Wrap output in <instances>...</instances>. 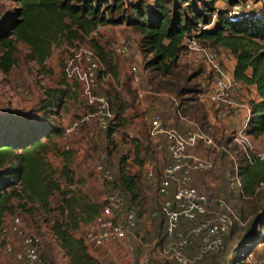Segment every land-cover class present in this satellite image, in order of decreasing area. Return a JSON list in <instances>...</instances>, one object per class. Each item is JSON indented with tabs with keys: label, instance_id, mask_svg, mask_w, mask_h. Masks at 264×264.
<instances>
[{
	"label": "trees",
	"instance_id": "obj_1",
	"mask_svg": "<svg viewBox=\"0 0 264 264\" xmlns=\"http://www.w3.org/2000/svg\"><path fill=\"white\" fill-rule=\"evenodd\" d=\"M10 1L17 8L0 31V70L3 73H8L16 64V42L25 44L29 59L43 66L52 45L65 38L69 44L86 40L113 74L104 45L98 38L86 39L93 28L108 19L101 11L100 0L95 3L92 0ZM216 1L133 0L130 14L125 12V19L120 17L119 22H125L138 35L135 44L144 57L143 69L162 76L172 74L176 68L179 55L185 51V37L194 36L206 48L229 50L236 60L234 77L241 84L254 85L257 91L258 98L249 101L250 118L246 129L248 136L256 137L264 134V0H258L262 2L259 10L251 9L238 16H231L229 11L240 0H227L228 8L215 6ZM122 6L123 1L115 0L106 9L112 11ZM47 94L46 99L41 100L38 116L31 113L0 114L2 131L18 127L23 134L14 138L0 137V223L4 213L13 211L11 200L16 198L22 209L28 207L29 211L45 213L50 232L70 256V264H100L88 253L83 239L75 232L81 223L94 219L102 205L81 202L71 191L75 178L67 163L56 170L47 160L52 146L42 137L61 133V127L55 124L51 115L55 114L54 108L59 107L65 91L48 89ZM105 95L113 114L105 131L111 136L125 122L128 101L121 98L112 84ZM139 144L135 145V156L139 154ZM64 156L67 161L71 153ZM238 173L242 194L247 199L255 198L257 188L264 182V160L256 158L255 154L250 158L246 156ZM138 181V175L128 169L127 156L121 155L115 184L125 193V200L129 198L133 204L139 198ZM55 196L56 207H53L52 198ZM255 220L264 226V211ZM248 236H255L254 228L249 229ZM259 237L263 239L264 235ZM240 262L248 264L244 263L243 257Z\"/></svg>",
	"mask_w": 264,
	"mask_h": 264
},
{
	"label": "rangeland",
	"instance_id": "obj_2",
	"mask_svg": "<svg viewBox=\"0 0 264 264\" xmlns=\"http://www.w3.org/2000/svg\"><path fill=\"white\" fill-rule=\"evenodd\" d=\"M132 1L127 0L124 3V7H117L112 11H108L106 15L108 19L102 24L103 28L98 37L99 42L113 47L118 41L122 40L130 43L131 47H133V44L138 39V35L125 22H119L120 17L124 18L126 13L130 14L129 7ZM145 1L149 2L150 0ZM244 1L240 0L239 3H243ZM251 1L250 9L259 10L262 7V2L258 0ZM215 6L219 8L229 7L227 0H217ZM16 8L17 5L14 2L0 0V31L4 29ZM86 39L90 38L87 36ZM82 42L87 44L86 40ZM15 44L17 47L15 66L8 73H3L0 70V114L12 113L23 115L31 113L37 116L40 115L41 112L38 111L40 103L41 100L46 99L48 89L65 91V94L61 96L59 107L54 108L55 114L51 115L52 120L61 129L74 119L92 111V106L89 104L88 98L83 94L80 83L76 80L67 79L64 74V68L70 56L69 47L71 45L65 38L60 39L52 45L51 53L43 66H38L33 60L29 59V49L25 44L21 42H16ZM1 53L2 48L0 47V55ZM143 60L135 58L130 63L136 65L140 75L146 72L147 77L143 80V95L140 97L136 92L130 93V100L127 102L128 107L125 112V122L123 125L118 126V129L111 136H107V132L102 131L95 121H91L80 127L77 133L68 137V149L63 148L60 133L57 135L52 134L50 137L43 136L42 139L43 141H49L52 146V153L47 155V160L56 170H60L65 163L69 167L75 165V170H78V173L75 174L77 178L74 184L76 185L73 184L71 191L74 192L81 202L88 203L86 199L88 198L98 205H102L100 213L104 210L105 197L108 194L107 192H109L106 191V187H102L106 185V182L101 178L100 174L99 176L95 175V171L81 174L86 169L82 165L87 159L97 162L100 156H104L114 170V162L111 161V156L117 157V164V162L119 163L120 156L126 155L129 171L137 174L139 177V198L135 204L128 198L126 205L134 206L139 216L146 215L147 220L148 211L150 214L151 211L159 207L158 171L167 160L165 151L163 149H156V143L149 137V126L152 116L160 114L164 123L165 115L161 110L151 109L156 107L162 108L167 112L165 113L166 115L178 119L176 112L177 104L182 102V105H187L191 103L192 99L196 101L198 99L197 89L201 91V89L206 87V82L211 79V74L210 70L205 72L206 67L203 60H199L196 66L180 60L172 74L168 76L145 71L143 69ZM200 70L204 76L199 73ZM108 73H110V70L101 63L99 74L104 79L100 80L98 91L103 94L111 88L110 79L106 77ZM244 89L245 92L250 94L248 88L244 87ZM186 110V113H183L181 109L180 112L186 117L187 121L199 123L204 131L213 137L217 145L225 146L232 154L229 155L223 150L203 144H199L196 147V155L212 160L217 164V168L214 171H203L194 174V178H197V181H202L203 187L199 189L216 197L224 198L231 209L238 213L245 221L244 227L233 229L226 235L225 243L218 252L199 255L194 243L188 247L187 255L195 257V264H239L242 263L240 262L241 257L244 258V263H247L251 256L264 255V238L259 237V235H264V226L259 225L258 221L255 220L257 215L264 211V182L257 188L258 193L256 197L247 199L238 187H234L231 182L234 167L237 165L239 169L243 159L246 157L241 145L233 140L235 130H230L227 137H224V134H218L219 132L217 131H214V134L210 126H207L204 122V119L200 118V114L197 115L194 110H190L189 108H186ZM186 120L181 121L186 123ZM171 128L178 127L174 126ZM26 134L29 135L30 133ZM22 135V131L18 127H10L6 131H2L0 127L1 138L21 137ZM246 138L250 143V155L256 153L264 154V134L256 137L246 135ZM135 143H141L138 146V156L134 154ZM157 143L162 142L158 141ZM67 153H71V156L65 161L64 154ZM150 171L154 173V177L151 179L147 178V174ZM152 180L157 181L155 182L157 184L153 187L154 182ZM114 187L121 190L117 184ZM101 196L104 198H101ZM56 198V196L52 198L53 207H56ZM146 200L149 201V205H145ZM11 206L13 207V211L4 213L0 223V264H23L17 261L12 253L5 250L6 244L14 247L17 245V235L11 231L12 221L15 216L20 218V227L24 233L39 235L42 238L43 264H49L48 260L51 259H59L60 264H68V261L62 260V257L60 259L62 252L58 250V247H60L59 243L50 232L49 220H47L45 213L40 210L29 211L28 207L22 209L19 200L16 198L11 200ZM94 219H91L87 223H81V230L79 231L81 238L89 227V223ZM160 219L161 217H157L153 221L157 224L158 229L154 238L158 240L149 239V237L139 238L138 232L140 230L137 231L136 229L137 233L135 234L136 238L134 241L126 239L115 242L114 246L117 247L118 251L115 257H103L100 263L144 264V259L148 258V254L157 247L160 251L159 256L162 263L173 264L166 257V241L162 233V222H160ZM251 228L255 229L254 237L248 236L249 229ZM147 236H149L148 233ZM109 244L101 247L106 248ZM86 247L94 251L98 249V247Z\"/></svg>",
	"mask_w": 264,
	"mask_h": 264
},
{
	"label": "built area",
	"instance_id": "obj_3",
	"mask_svg": "<svg viewBox=\"0 0 264 264\" xmlns=\"http://www.w3.org/2000/svg\"><path fill=\"white\" fill-rule=\"evenodd\" d=\"M94 3L98 0H92ZM101 11L107 15V6L115 0H100ZM126 3L127 0H121ZM251 0L236 3L230 8L231 16H238L250 11ZM107 17V16H106ZM215 18V16H214ZM213 23V22H212ZM211 23V24H212ZM206 26H204L205 28ZM98 24L88 34L89 38H98L102 31ZM185 51L202 55L210 67L213 77L205 87V94L214 106L217 118L234 115L237 105L236 93L241 83L223 67V59L213 49L203 47L194 36L184 39ZM129 49V43L121 41L113 47L116 54L123 55ZM69 58L64 68L67 79L80 83L83 94L88 98L92 111L74 119L64 126L60 133L63 148L68 149L67 139L85 124L95 121L101 130H106L113 117L105 94L100 93L99 72L101 61L95 51L86 43L76 40L69 47ZM131 82L138 96L143 95L139 88L140 73L136 67L131 69ZM179 118L185 120L177 113ZM250 118V109L244 123L235 131L233 140L241 145L247 158H250V143L246 138V129ZM184 129L165 127L162 116L154 114L150 121L149 137L156 143V149H163L167 160L158 171V194L160 204L151 211L152 217H161L164 222L166 257L173 264H195V257L187 255L188 247L195 243L198 254L215 253L222 249L225 237L232 229L245 226L243 218L233 211L227 201L206 193L192 184L194 174L203 171H214L217 164L212 160L199 157L190 149L199 144L213 146L232 155L223 145H217L213 137L204 131L196 121H187ZM162 138V143H157ZM256 158L264 160L263 153H256ZM96 170L101 178L112 186L105 197L104 210L99 213L82 237L89 247H100L111 241L129 239L138 224V211L126 205L122 191L115 188L116 176L107 159L100 156ZM239 169L234 167L232 185L240 190ZM150 171L147 178H153ZM241 191V190H240ZM20 218L15 216L11 231L17 235L16 247L6 244V251L23 264H43L42 238L39 235L24 233L20 227ZM248 264H264V255L251 256Z\"/></svg>",
	"mask_w": 264,
	"mask_h": 264
},
{
	"label": "crops",
	"instance_id": "obj_4",
	"mask_svg": "<svg viewBox=\"0 0 264 264\" xmlns=\"http://www.w3.org/2000/svg\"><path fill=\"white\" fill-rule=\"evenodd\" d=\"M122 40L118 41L121 42ZM105 47V50L108 52L109 58L111 60V64H112V69H113V74L110 72L106 75L107 78L110 79V82L112 84V86L118 91L119 95L121 96V98L123 100H130V93L131 92H135V87L131 82V69L132 67H136V65L134 64H130L131 61L133 59H138V60H143L144 57L143 55L140 53V51L137 48L136 44H133V47H131L130 43H129V49L128 51L123 54V55H119L116 54L113 51V47L116 45L110 46V45H106L105 43H102ZM109 49V51H108ZM209 49H213V48H209ZM216 50L220 56L223 59V67L224 69L230 73L233 74V70L236 64V60L233 56V54L225 49V48H218V49H213ZM180 60H183L184 62H188L190 65L196 66V63H198L199 60H203L204 62V66L205 68V72H207V70H210L209 65L207 64V62L205 61L204 57L202 55L199 54H194L188 51H183L177 60V64L180 62ZM137 68V67H136ZM147 71V70H145ZM201 73V70L200 72ZM210 77H213V73L210 70ZM201 75L204 76L203 73H201ZM141 79H140V83H139V88L143 91L144 87H143V80L146 79L147 75L146 72H144L143 74L141 73ZM211 80V79H210ZM208 80L206 82V85L208 84V82L210 81ZM244 87L248 88L250 90V94H248L247 92H245ZM242 88V89H241ZM199 90V89H198ZM257 91L254 85H244L241 84V86L239 87L237 93H236V101H237V105L235 107V111H234V115L229 116V117H222V118H217L215 116V112H214V106L213 104H211L207 98V95L205 94V88L201 89V91L198 93V99H196V101H190L191 103L189 104H185V105H181L178 103L177 104V113L180 114L181 117L186 118L182 115V113L180 112V109L182 110V112L186 113V108L190 109V110H194V112H196L197 115L200 116V118L204 119V122L207 124V126H210V129L214 131L219 132L218 134L223 135L224 137H227V134L230 130H237L245 121L246 117H247V110L249 108V101L251 99H257ZM244 101V102H243ZM161 110V112L164 113V125L167 128H171L174 126H177L178 128L184 129L187 125V123H184V121H181L182 119L179 118L178 114L177 117L178 119L175 118H171L170 115H166L165 113H167L166 111H164L162 108H152L151 110ZM124 116H126V114H124ZM176 117V118H177ZM186 120V119H185ZM199 120V119H198ZM171 126V127H170ZM104 131V130H102ZM215 134V133H214ZM159 141H163L162 138L158 139ZM137 142V141H136ZM142 142V141H139ZM137 143H135L136 145ZM195 148L190 149V151L192 153L195 154ZM116 160L117 157L115 156H111V161L114 162L113 163V168L110 164V162L108 161L112 171L114 172L115 176H117L118 173V166L119 163L117 162L116 164ZM77 163V162H76ZM96 162H94L93 160L87 159L84 164L82 165L83 168H86L85 171L81 172L82 173H88L90 171H95V175L99 176V173L96 170ZM72 172L74 173L75 179L77 178L75 174L78 173V170H75V165L70 166L69 167ZM77 181V180H76ZM154 183L153 186H155V182H157L156 180H152ZM193 184L194 186L201 188L203 187L202 181H197V178H193ZM76 185V184H74ZM73 186V185H72ZM71 186V187H72ZM102 187H106V191H110L112 189V186L109 185L108 183H106V185L102 186ZM108 193V192H107ZM101 198H104L103 196H101ZM89 204H97L95 203L93 200H89L88 198H86ZM145 205H149V201L146 200ZM101 211V210H100ZM100 213V212H99ZM151 214V213H150ZM149 214L148 211V219L146 220V215L144 216H139L138 214V224H137V231L140 230L138 232L139 234V238H147L149 237V239H154V240H158L155 239L154 237L156 236V232H157V224L155 222H153L154 220H156L157 218L152 217ZM94 220H92V222L89 223L88 226H90L93 223ZM147 222V223H146ZM160 222H162V233L164 234V222L163 219H160ZM146 226V228H144ZM144 228V229H143ZM136 229L130 233L129 235V239H132L134 241V239L136 238L135 234L137 233ZM81 230V226L79 228V230L77 232H75V235L78 237L80 234ZM147 233L149 236H147ZM115 242H119V241H111L109 244L106 246V248H102L101 246L98 247V249L94 250H90L87 249L88 253L94 257L95 259H97L99 262L101 261V259L103 257L106 258H113L115 257V254L117 251V247L114 246ZM105 244V245H106ZM103 246V245H102ZM58 250H60L62 253L60 254V259L62 257V260H66L68 261V264H70V256H67L65 254V252L58 247ZM160 251L159 248H155L150 254H148V258L144 259V264H164L162 263V261L160 260ZM45 258V255H44ZM46 260V259H45ZM44 260V261H45ZM49 264H60L59 259L58 260H48ZM101 264V263H100Z\"/></svg>",
	"mask_w": 264,
	"mask_h": 264
}]
</instances>
